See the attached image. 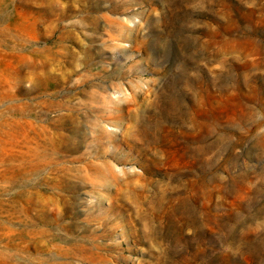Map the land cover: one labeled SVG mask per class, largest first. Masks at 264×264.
Wrapping results in <instances>:
<instances>
[{
	"label": "rangeland",
	"instance_id": "374dc122",
	"mask_svg": "<svg viewBox=\"0 0 264 264\" xmlns=\"http://www.w3.org/2000/svg\"><path fill=\"white\" fill-rule=\"evenodd\" d=\"M0 264H264V0H0Z\"/></svg>",
	"mask_w": 264,
	"mask_h": 264
},
{
	"label": "bare ground",
	"instance_id": "6f19581e",
	"mask_svg": "<svg viewBox=\"0 0 264 264\" xmlns=\"http://www.w3.org/2000/svg\"><path fill=\"white\" fill-rule=\"evenodd\" d=\"M68 114V113H67ZM66 115V114H65ZM73 119V118H72ZM76 119V118H75ZM75 121V120H74ZM76 122V121H75Z\"/></svg>",
	"mask_w": 264,
	"mask_h": 264
}]
</instances>
